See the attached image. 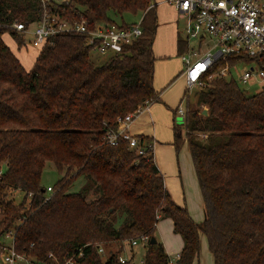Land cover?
<instances>
[{
  "label": "trees",
  "instance_id": "trees-1",
  "mask_svg": "<svg viewBox=\"0 0 264 264\" xmlns=\"http://www.w3.org/2000/svg\"><path fill=\"white\" fill-rule=\"evenodd\" d=\"M47 8L89 25L141 10L142 33L95 64L82 34L61 33L32 47L12 28L38 21L40 0H0V252L11 234L31 264H65L70 257L72 264H132L131 241L146 236L142 264H169L155 235L156 224L169 218L183 242L173 264L193 263L201 235L212 264H264V90L247 94L233 77H211L195 101L207 114L186 104L184 138L173 124L172 143L176 151L186 143L203 201L204 218L195 222L165 188L152 155H137L124 139L111 145L104 136L118 117L158 96L156 3L62 0ZM22 48L35 52L28 69ZM187 50V40L177 36L176 55ZM235 62L226 58L214 69ZM134 135L139 144L152 139ZM47 161L61 173L50 192L41 183ZM78 178L80 189L71 191ZM110 243L120 247L103 259L98 248ZM123 245L129 257L122 263Z\"/></svg>",
  "mask_w": 264,
  "mask_h": 264
},
{
  "label": "built area",
  "instance_id": "built-area-1",
  "mask_svg": "<svg viewBox=\"0 0 264 264\" xmlns=\"http://www.w3.org/2000/svg\"><path fill=\"white\" fill-rule=\"evenodd\" d=\"M62 0H40L43 8L41 18L33 28L22 22H14L11 26L18 32L32 34L27 42L32 47H39L61 33H78L85 37L86 45L92 51L105 53L111 50L120 52L125 44L131 43L141 33V18L132 23L96 22L89 25L86 21H68L56 14L48 12L47 5ZM177 11L178 18L184 21L183 33L188 43V50L180 59L183 63L182 75L186 87H204L211 77H233L232 69H238L237 81L247 87L259 85L264 90V0H166ZM197 40V45L191 43ZM208 40L211 42L209 43ZM209 43L207 49L200 53V46ZM226 58H234L236 62L228 69L221 66L214 69L216 63ZM225 62V61H224ZM235 79V78H234ZM151 100L138 105L136 110L117 118V127L105 131L106 142L114 145L119 139L128 142L130 150L137 155L153 157L154 139H147L139 144V138L131 132V124L139 113L148 108ZM177 114L183 117L184 108L177 107ZM154 160V159H153ZM47 191L51 187L47 186ZM11 242L1 245L0 264H31L30 258L16 251L13 246V235L7 234ZM139 242H147L146 236H141ZM138 242L132 240L131 244ZM146 244V243H145ZM99 251H104L102 245ZM80 254V252H79ZM178 258H169L173 264ZM119 261L125 262L128 257L119 254ZM132 258V264H142ZM70 257L65 264H72Z\"/></svg>",
  "mask_w": 264,
  "mask_h": 264
},
{
  "label": "crops",
  "instance_id": "crops-1",
  "mask_svg": "<svg viewBox=\"0 0 264 264\" xmlns=\"http://www.w3.org/2000/svg\"><path fill=\"white\" fill-rule=\"evenodd\" d=\"M162 1L167 4L166 0ZM167 5L172 6L169 3ZM176 16L178 17L177 11ZM169 27L172 29L169 33L170 46L176 49L177 36H180L179 31L176 30L174 23L169 24ZM180 37L184 38V35H181ZM153 52L156 58L161 57V59L164 60L163 63L168 62L165 58L172 54V52H170L168 54L159 53L161 55H157L154 51V46ZM30 53L31 56L34 57V50H31ZM27 55L28 54L24 53L20 56L22 61L28 58ZM177 57L178 56L176 55V62L177 64H180L181 62L182 67L180 65L176 67L165 66L166 68L161 76H157L156 72L154 73L153 86L158 92V96L156 99L151 100L148 108L142 110L134 119L131 124V132L133 134H140L154 139L153 159L163 176L165 188L169 191L171 197L176 203L186 207L189 215L195 222H200L204 218L203 201L187 145H184L176 151L172 143L173 110L177 108L176 106L181 98H187L186 95H183L186 88L185 79L182 75L183 63L180 57ZM32 60L33 58L29 59L27 65L23 62L27 69L31 66ZM156 232L169 258H174L181 249L183 242L181 236L173 232L172 221L169 218L161 219L156 224ZM102 246L104 250H106L107 246L110 250L112 249V251H116L120 247L115 243ZM132 247L135 252V260L138 253V243L132 245ZM120 253L125 257H129L128 246L123 245ZM203 255L205 256V262L210 261V259L212 262L206 238L204 235H201L199 255L192 264H200V257Z\"/></svg>",
  "mask_w": 264,
  "mask_h": 264
},
{
  "label": "rangeland",
  "instance_id": "rangeland-1",
  "mask_svg": "<svg viewBox=\"0 0 264 264\" xmlns=\"http://www.w3.org/2000/svg\"><path fill=\"white\" fill-rule=\"evenodd\" d=\"M153 2L156 3V13H157V19H158V24H159L157 27L156 35H155L154 42H153L154 51L157 55H161L159 53H163V54L167 53L168 54V53L172 52L171 56L165 58V60H168V62H166V63H163L164 60H162L161 57L156 58V60H155L154 73L156 72L157 76H161L163 74L165 68H166L165 66L176 67V66L180 65L182 67L181 62H180V64H177V62H176V59H175L176 58V49H174L170 46L169 33L172 29H170L169 24L174 23L176 30L179 31V35L181 36V35H184V33H183L184 21L180 20L176 16V10L174 9L173 6L167 5L168 4L167 2H166L167 4H165V2H163L162 0H153ZM162 12H163V14H162ZM141 16H142V11L139 10L135 13L123 12L121 15L113 16V19L116 22H121L123 20L125 23H132V22L138 21L141 18ZM30 28H33V25H31ZM174 33H175V31H174ZM31 37H32V34L28 33L26 35V40L27 41L30 40ZM5 39L8 41L7 38H5ZM208 42L210 43L211 41L208 40ZM191 43L193 45H197V40L192 39ZM209 43L202 44L200 46V49H199L200 53H202L203 51H205L207 49ZM30 52H31V49H28L26 51L23 48L18 52L20 54V56L23 55L24 53L28 54L27 55L28 58L23 61L26 65L28 64L27 61L33 57V56H31ZM112 54H114V52L111 50H107V51H105V53H99L96 51H92L90 53L91 58L95 64L103 63ZM238 69L239 68L232 69V73H233L234 78L236 80H237L236 75H238ZM239 85L243 88V90L247 94H252V93L259 90L258 84H253L250 87H247L241 83H239ZM198 90H199V87H196V86L192 87L191 89L186 87L183 95L184 96L186 95L187 98H181V100H179V103L177 104L176 107L182 106V108L185 109L186 104L188 103L189 107H193L196 109L201 108V110H202L203 108H206L203 105H201V106L196 105L195 101H196V94H197ZM181 120H182V117L180 115H178L177 112H175V115H173V124L180 129L181 136H182V138H184L186 130H185L184 124L180 123ZM198 135H201V134H198ZM184 145H186V144L183 142L181 144L180 148L183 147ZM60 177H61V173H59L55 169L52 162H50V161L45 162V166H44L42 177H41L42 185H44V186L53 185ZM82 180H83L82 178H78L77 180H75L71 186V191L79 190L81 185H82ZM22 197H23V194L21 192H19V193L15 194L14 199L16 202H19V201H21ZM156 236H157L158 240H160V238L157 235V232H156ZM5 242L7 244H9L11 242V238L8 236L7 237L5 236ZM145 243L146 242H138V247H137L138 253L136 256L137 261L139 259H141L142 255L144 253ZM109 253H110V249L106 246V250L101 252L102 258L106 259L108 257ZM172 257H174V256H172ZM200 264H212V262H211V259H210V261L205 262V256L203 255L202 257H200Z\"/></svg>",
  "mask_w": 264,
  "mask_h": 264
},
{
  "label": "water",
  "instance_id": "water-1",
  "mask_svg": "<svg viewBox=\"0 0 264 264\" xmlns=\"http://www.w3.org/2000/svg\"><path fill=\"white\" fill-rule=\"evenodd\" d=\"M201 114L203 115H206L207 114V109L204 108L202 111H201ZM183 118V117H182ZM180 123H182V120L180 121ZM151 244H154L156 242V238L154 236H152L150 238V241H149Z\"/></svg>",
  "mask_w": 264,
  "mask_h": 264
}]
</instances>
